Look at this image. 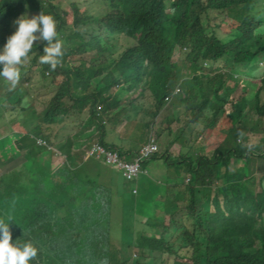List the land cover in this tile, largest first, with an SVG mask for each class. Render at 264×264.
<instances>
[{"label": "trees", "instance_id": "1", "mask_svg": "<svg viewBox=\"0 0 264 264\" xmlns=\"http://www.w3.org/2000/svg\"><path fill=\"white\" fill-rule=\"evenodd\" d=\"M54 2L0 0V48H9L5 66L0 58L7 95H0V104L6 99L13 105L6 132L22 115L10 159L22 152L24 158L17 171L0 175V264H87L80 254L97 264H264V188H257L250 166L259 160L264 177V0H172L171 7L166 0H100L95 27L92 15L77 10L69 24ZM57 52L60 67L53 63ZM85 53L93 55L80 66L65 55ZM14 62L19 67L13 71ZM32 65L50 80L47 86L63 78L55 92V85L45 87L50 98L39 107L16 89V79L29 82ZM135 88L136 100L148 104L147 131L165 145L142 170L160 161L175 190L153 198L151 221L124 204L112 212L111 186L94 178L83 182L85 155L81 160L83 153L73 152L75 143L107 147L88 125L100 123L105 131L118 93ZM176 88L180 93L172 96ZM113 89L117 94L110 95ZM167 97L177 108H167ZM183 115L190 117L180 126ZM67 119L80 120L78 132L66 142L51 137ZM84 132L88 142L80 141ZM202 140L203 152L189 151ZM8 150L0 147V161ZM113 150L127 158L120 147ZM50 153L58 154L54 162ZM157 210L164 213L161 221ZM79 240L83 249L74 244Z\"/></svg>", "mask_w": 264, "mask_h": 264}, {"label": "rangeland", "instance_id": "2", "mask_svg": "<svg viewBox=\"0 0 264 264\" xmlns=\"http://www.w3.org/2000/svg\"><path fill=\"white\" fill-rule=\"evenodd\" d=\"M100 0H55V2L53 3V5L55 6L56 10L59 12L60 17L64 18L65 20H67V22L69 24L72 23L73 21V17L75 14V11H81L83 13H89L90 15L88 16H93V22L91 23V26L95 27L96 26V17L99 14V11L101 10V6L99 4ZM171 3L172 0H166V4L168 7H171ZM42 7H50V5H47L46 3L41 4ZM258 10H263V8H258ZM33 18V14L30 15ZM34 19V18H33ZM21 21V20H20ZM88 30V29H87ZM24 28L22 26L17 27V38H22L23 32H24ZM60 35V34H59ZM59 35H56V37H58ZM115 40V44L116 43V38H114ZM131 44H133L134 40L130 41ZM123 48L125 46L121 45ZM122 48V49H123ZM53 50V47L51 46L50 48V52ZM9 51V48H7L6 46L1 47L0 48V58L2 60L3 65L5 66V59L7 58V56H4L7 54V52ZM18 51V49H17ZM2 53V54H1ZM4 54V55H3ZM66 58L69 61V63H71L72 66H80V60L82 59H90L93 55V53H85V54H77V55H71V56H67ZM19 67L18 63L14 62L11 65V69L13 70V68H17ZM181 67V66H180ZM14 71V70H13ZM25 77L29 78V82L27 83L26 80H19L16 79V83H18L17 85V89L18 92L17 94H20L21 92H25L28 97H27V101L28 102H34V100H36V105L39 107L41 102L43 100H48L50 98V95L45 94V87L47 86V84L50 83V80L48 78H43L40 76L39 74V68H35L34 65L31 66L30 70L26 73ZM62 77L61 78H57V82L58 84H54L52 83L51 85L47 86L50 91L51 88L53 87L52 85H55L54 87V92L59 88V86L62 83ZM4 79H2V83L0 82V95L4 96L5 98H7V95L3 93L4 88L1 87V85L4 83L3 81ZM229 85H231V82L228 83ZM3 87H5V85L3 84ZM137 89L135 88L134 91L130 94H126L123 93L124 97L130 96V98L124 99V104L123 105H129V112L127 115V118H129V113L130 111L133 113V115L131 116L130 121H128V124L124 125V126H120L119 124H110L108 127V130L110 131V135H116V130H120L121 134H124V141L123 143L126 142V140L130 139V138H136V142L138 144H141L140 148H142L144 145H147L150 141L155 140L153 135L154 133L151 131L149 133V131H147V109H148V104L147 103H143L142 100H136L137 98ZM174 98H171L169 100V103L167 104L169 108V106H171L173 109L177 108V104H174ZM137 105V107H136ZM33 106V105H32ZM13 105L12 103H10L8 100H4L1 104H0V147L2 148H11V150H8V153L6 155V157H4L3 159H1L0 161V175L2 176H7V172L12 173L13 171H17L20 168V165L22 164L24 158H23V152L18 155L17 159H10L13 158V138H15V136H12L14 133H16L17 131H19V126L17 125V123L21 122L22 119V115L20 113L19 115V120L15 119V117H13L12 121H11V125L7 126V132L5 131V127H6V122L9 120L10 116H9V111L12 109ZM87 109V107H85ZM86 109L84 111H86ZM173 113H175V110H173ZM27 112H29V110H27ZM123 114H125L124 112H122ZM164 115H167L164 113ZM254 116V115H251ZM186 117H190L189 115L182 117L183 122L180 123V126L183 125L185 123V118ZM161 119H163V115L158 116V118L154 121V125L158 126L160 124ZM256 120V119H255ZM14 121V123H13ZM127 121V120H126ZM264 122V120H263ZM80 123V120L73 122L72 123V129H78L79 126L82 125H78ZM175 127L172 128L174 130V132H177L179 129L176 127L178 124L175 123L174 124ZM186 125L190 126L191 124L186 121ZM51 129V128H50ZM57 132V129H54L53 135L51 137H53ZM264 133V132H263ZM4 134V135H2ZM50 134H51V130H50ZM8 135V136H7ZM175 133L172 135L173 137H175ZM173 137H169L168 139H166V142H169L170 139H172ZM99 138V136L97 137ZM257 136H255V140H256ZM257 140L259 141L260 138L258 137ZM65 141V140H63ZM79 141V140H77ZM80 141L84 142L83 139H80ZM40 145H44L47 146V148L51 151L52 149L50 148V145L48 143H43L44 141L39 140ZM112 144L117 145L115 141H111ZM155 143L157 144L159 151L163 150L165 148V145L163 143V141H157L155 140ZM184 145V144H183ZM15 147V146H14ZM89 144L84 145V147H79L77 143L74 144L73 146V152L74 154H82V159H84V155H85V151L88 149ZM205 150V146H204V141H199L196 142V144H189V151L193 152L195 155L203 152V149ZM120 151L123 153H126L127 149L126 147H121ZM88 152V151H87ZM204 153L206 154V151H204ZM47 157H49V153L46 154ZM210 155V154H209ZM50 158H51V153H50ZM58 158V154L55 153L54 155H52V161L54 162L56 159ZM121 158V155H120ZM8 159V160H7ZM6 160V161H5ZM60 160V159H59ZM56 161V162H59ZM80 160V161H81ZM124 162H130L131 159L130 158H126L125 160L122 159ZM231 162V166L232 167H237L238 166V162ZM80 163V162H79ZM84 164V170L87 167V165L85 164V159L83 161ZM152 164V163H151ZM260 161L256 160V161H252L250 166L255 168L254 171V176L256 178L257 181V188H264V177H262V175L259 174L258 170H262L261 169V165H260ZM72 165V164H71ZM153 165V164H152ZM163 166H160L159 163H156L152 166V176L153 178H156L155 181L153 182L151 179V175H150V171L149 169L144 171L139 175L137 181L135 183L132 182H128L124 177H123V173L120 172L115 176V180L112 179V185L111 188L113 190L112 192V196H111V210L112 212H116V211H122V206L124 204V208L126 207L128 210H130V213H138L137 217L140 218L143 215H145V220L147 221H151L152 219H154V214L153 212V198L157 196H161L164 194V192L166 193V196H170L173 194V192L175 191L174 189L171 188V184L173 183V181L168 178L166 176V174L163 173V168H161ZM264 167V166H263ZM3 168L5 170H3ZM80 170V169H79ZM82 173V172H79ZM81 179V178H80ZM77 181V184H81V180ZM137 188L138 190V195L133 194V190L134 188ZM161 198V197H160ZM148 201H150L149 203V207H146V205L148 204ZM136 205H138V211H136ZM158 211V210H157ZM157 214H160V211L157 212ZM163 212H161L160 215H157V218H159V221H161V218H163ZM129 225H131L132 223V219L129 217ZM113 223L117 224V227L119 229L120 222L119 219H117V216L113 217ZM160 223V222H159ZM75 245L78 246V248L83 249V243L81 240L79 241H75L74 242ZM72 242L69 241L68 243L65 244V248H68V246H71ZM103 248V241L100 238L99 242H98V248H97V252L100 253L101 249ZM134 257V256H133ZM80 258L83 259V262H86L87 264H97V261L94 260H90L89 256L87 254H80ZM103 264V263H101Z\"/></svg>", "mask_w": 264, "mask_h": 264}, {"label": "crops", "instance_id": "3", "mask_svg": "<svg viewBox=\"0 0 264 264\" xmlns=\"http://www.w3.org/2000/svg\"><path fill=\"white\" fill-rule=\"evenodd\" d=\"M17 89V88H16ZM116 89H113L112 91H110V95H112L113 93H116L115 92ZM123 93L119 94L118 93V102H119V105H117L116 103L114 104V107H113V111H109V113H107L106 115V119L107 121L105 122V125H103L105 127V131H101L99 129V126H101L100 123H94V122H90V124L88 126H91L89 129H88V132L90 134H95L93 137L94 138H97L98 136L99 137H102L105 141V143L108 145V146H111V147H126L127 151H126V157L132 159L133 158V155L135 154L136 151H138L141 146V144H138L136 142V138H130L128 140H126L125 143H123L124 141V134L122 135L120 130H116V135H113L111 136L110 135V131L108 130V127L110 124H119L120 126H124L126 124H128V121H130L131 119V116L133 115V113L130 111L129 113V118H127V115H128V112H129V105H123L124 104V101H123ZM112 104H113V101H111ZM108 107V105H107ZM137 107V105H136ZM126 109V110H123V109ZM117 110V111H116ZM122 110L125 114L122 113ZM116 111V113H115ZM117 112H120V114L117 115ZM127 120V121H126ZM72 121L67 119L64 124H63V127L62 125H57L56 126V129H57V132L55 135H58L61 139V142H66V138L68 137L69 134H71L72 132L73 133H77L79 129H72ZM54 135V136H55ZM81 139H85L87 142L89 141L87 135L85 134V132L81 135ZM65 140V141H63ZM111 141H115L117 145H114L111 143ZM85 142V141H84ZM156 163H159L160 166H163L161 168L164 169V165L161 164L160 161L156 162ZM156 163H153L156 164ZM85 164L88 166V167H91L90 168H85V170H87L89 173L87 174H84L82 177H81V180L83 182H87L89 180L92 181V179H98L96 181L97 184L99 185H102V186H105V187H110L111 185V182H112V179L115 180V176L120 173L118 170H116L115 168L113 167H109L107 166L102 159L100 158H85ZM152 165V166H153ZM152 166L150 164H148V168H149V171H150V175L152 176ZM80 167V164L79 166ZM84 169V164L81 163V167H80V170ZM163 173L166 174V171L165 169L163 170ZM181 170H179V174H181ZM154 176V175H153ZM153 176L151 177L152 181L154 182L156 178H153ZM85 179V180H84ZM158 198L160 196H157Z\"/></svg>", "mask_w": 264, "mask_h": 264}, {"label": "built area", "instance_id": "4", "mask_svg": "<svg viewBox=\"0 0 264 264\" xmlns=\"http://www.w3.org/2000/svg\"><path fill=\"white\" fill-rule=\"evenodd\" d=\"M179 89L176 90L178 92ZM168 99V98H167ZM37 143H40L39 140ZM45 143V142H43ZM158 150L157 144L152 140L147 145H144L134 154L131 162H124L120 158V154L113 149L106 148L100 143L92 145L90 154L98 155L105 160L108 165L116 167L123 173V177L128 181L135 183L139 175L143 172L142 165L151 159V155ZM133 194H138V190L134 189Z\"/></svg>", "mask_w": 264, "mask_h": 264}, {"label": "clouds", "instance_id": "5", "mask_svg": "<svg viewBox=\"0 0 264 264\" xmlns=\"http://www.w3.org/2000/svg\"><path fill=\"white\" fill-rule=\"evenodd\" d=\"M43 4V3H42ZM53 47V46H52ZM53 50H54V47H53ZM60 54H61V52H57V54L56 55H53L54 56V60H53V63H54V66L55 67H60L61 65H62V62H63V60L60 58ZM50 55H51V53H50ZM54 69H56V68H54ZM125 86H126V84H125ZM177 89H179V91L178 92H176V90ZM134 91V89H132L131 91H126V92H124V93H126V94H130V93H132ZM179 93H180V88H176L174 91H173V94H172V96H176V95H179ZM130 98V96H127V97H124L123 98V101H124V99H129ZM168 98V97H167ZM166 98V101L167 102H169V100L171 99V98H174V97H171L170 99L168 98L167 99ZM118 100V99H117ZM119 101V100H118ZM117 111V110H116ZM116 111H115V113H116ZM118 114H120V112H117V115ZM95 143H97L98 144V142H95ZM95 143H93V144H95ZM93 144H91V145H89V147H88V149L86 150V151H88V152H85V158H87V157H89V158H101V157H98V155H91L90 154V151H91V148H92V145ZM106 148H110V149H113V148H115V146L114 147H111V146H108L107 145V147ZM158 150H159V148H158ZM137 152V151H136ZM133 158H134V155H133ZM132 158V159H133ZM132 159H131V161H132ZM130 161V162H131ZM116 170H118L116 167H114ZM119 171V170H118ZM120 172V171H119ZM134 189H137L136 187L134 188ZM136 195V194H135ZM138 195V194H137Z\"/></svg>", "mask_w": 264, "mask_h": 264}]
</instances>
